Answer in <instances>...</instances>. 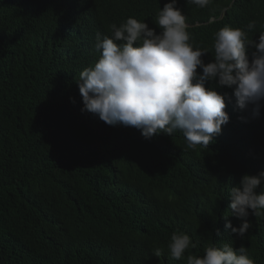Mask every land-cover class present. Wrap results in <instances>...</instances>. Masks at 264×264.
<instances>
[{
    "label": "trees",
    "instance_id": "trees-1",
    "mask_svg": "<svg viewBox=\"0 0 264 264\" xmlns=\"http://www.w3.org/2000/svg\"><path fill=\"white\" fill-rule=\"evenodd\" d=\"M168 2L0 0V264H187L188 255L223 243L264 264V215L249 214L242 239L224 228L230 187L264 171V106L254 115L226 101L229 123L195 150L178 130L145 139L81 112L76 82L100 56L96 33L111 37L110 25L129 17L159 32L157 13ZM177 6L190 42L208 50L205 64L226 25L252 42L264 36V0ZM177 230L197 244L179 261L167 247Z\"/></svg>",
    "mask_w": 264,
    "mask_h": 264
},
{
    "label": "clouds",
    "instance_id": "clouds-1",
    "mask_svg": "<svg viewBox=\"0 0 264 264\" xmlns=\"http://www.w3.org/2000/svg\"><path fill=\"white\" fill-rule=\"evenodd\" d=\"M156 24L159 32L129 17L119 26L110 25L111 37L96 33L95 48L100 56L79 73L76 82L82 113L109 126L135 128L145 139L172 136L178 130L186 147L193 150L207 148L229 123L226 101H234L242 112L251 106L253 114H259L264 106V36L252 42L245 30L226 25L215 33L214 59L205 64L202 57L208 50L190 42L186 17L177 0L164 4ZM255 27V20L247 25L248 30ZM211 82L217 88L231 89V95L206 86ZM262 185L264 171L245 174L238 186L230 187V212L224 214V228L230 234L242 239L252 228L249 214L264 215V190L257 192ZM228 215L241 221L238 227L227 220ZM216 235H221L219 230ZM167 247L171 258L179 261L197 244L177 230ZM153 255L159 258L163 252L156 248ZM186 259L187 264H255L245 247L234 249L229 243L209 245L203 256L190 254Z\"/></svg>",
    "mask_w": 264,
    "mask_h": 264
}]
</instances>
